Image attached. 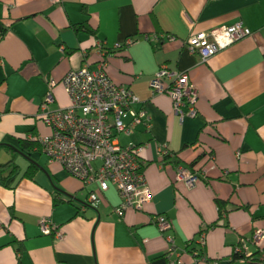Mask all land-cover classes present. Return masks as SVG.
<instances>
[{
	"label": "crops",
	"instance_id": "crops-1",
	"mask_svg": "<svg viewBox=\"0 0 264 264\" xmlns=\"http://www.w3.org/2000/svg\"><path fill=\"white\" fill-rule=\"evenodd\" d=\"M236 23L252 34L207 62L187 50L193 34ZM115 45L119 51L106 54ZM100 53L111 79L140 98L135 107L150 120L133 143L145 146L152 200L119 215L111 188L81 210L90 190L79 180L42 153L18 154L22 173L32 162L39 170L33 180L0 185V264H211L186 244L218 220L216 199L249 209L210 227L206 258L230 264L240 242L247 255L262 251L264 0H0V164L21 139L51 134L40 114L46 94H54L52 109L70 106L63 78L86 64L96 69ZM166 71L190 75L200 93L196 117L181 120L168 94L153 93L158 74L171 85ZM163 146L173 154L167 162ZM179 165L201 175L197 186L176 182ZM43 217L53 222L49 235L40 231ZM156 218L173 228L163 232Z\"/></svg>",
	"mask_w": 264,
	"mask_h": 264
},
{
	"label": "built area",
	"instance_id": "built-area-1",
	"mask_svg": "<svg viewBox=\"0 0 264 264\" xmlns=\"http://www.w3.org/2000/svg\"><path fill=\"white\" fill-rule=\"evenodd\" d=\"M251 34L252 31L242 23L204 30L190 36L187 50L205 63ZM154 38L160 40L162 36L155 35ZM97 45L102 48L101 42ZM119 47L115 45L113 49ZM100 58L96 69L86 64L71 70L63 78L61 84L69 96L70 106L52 109L56 99L49 90L40 114L51 134L38 140L42 154L50 163L61 164L90 190L89 203L99 201V193L105 194L115 188L120 198L116 212L123 215L128 209L142 210L152 200V193L144 171L146 161L142 154L145 146L133 142L124 146L121 138L135 136L141 127L150 129L151 125L146 111L135 107L141 103L140 98L130 88L116 84L107 71V55L100 53ZM166 73L171 85L165 87L158 74L151 81L153 93L168 94L181 120L196 117V102L200 93L192 85L190 75L184 72ZM160 153L163 157L168 154L166 146L160 148ZM175 180L192 188L200 182L201 175L179 165ZM155 220L163 232L173 228L165 218ZM39 228L43 235H49L53 223L43 217L39 220ZM260 235L261 232L256 234L255 241ZM166 239L173 244V237Z\"/></svg>",
	"mask_w": 264,
	"mask_h": 264
},
{
	"label": "trees",
	"instance_id": "trees-1",
	"mask_svg": "<svg viewBox=\"0 0 264 264\" xmlns=\"http://www.w3.org/2000/svg\"><path fill=\"white\" fill-rule=\"evenodd\" d=\"M3 37V34L1 35ZM161 40V39H160ZM118 49H111L110 51L108 50L106 54L110 53V55L118 52ZM112 53V54H111ZM143 128V127H141ZM139 133V131H138ZM137 133V134H138ZM136 134V135H137ZM21 153L24 155L31 156L33 153H42V147L38 139H21L20 140V148L18 149ZM17 152V151H16ZM13 153L12 157L9 159L8 162L4 164H0V185L6 188H12L16 186L19 181L23 178L33 180L35 176L38 173L39 167L35 163L32 162V164L29 165L28 169H26L23 173L20 169V166L17 164L16 159L18 158V153ZM173 154L168 153L165 155L164 160L167 162V160L172 159ZM193 167V166H190ZM58 192V191H57ZM55 194V193H54ZM60 194V193H58ZM66 202L72 203L71 200H63L60 199L56 203L64 204ZM216 206L218 208V220L214 223L213 226H217L220 222L221 224H226L224 221V218L232 211V210H237V209H249V207H235L230 204L229 201H223L220 199H216ZM89 203V202H88ZM92 204V203H89ZM84 207L86 206L85 204H80L79 208L85 209ZM48 218V217H46ZM41 219V218H40ZM51 220V218H49ZM52 222V221H51ZM53 223V222H52ZM227 225V224H226ZM210 226V227H213ZM210 227H207L205 229H202L199 234L197 235V238L194 240H190L187 242V251H190V253L197 255L198 258L200 259H206L210 261L209 263L214 264L218 263L221 264L220 260H210L208 257L206 258V253H205V240L203 239V236H205L206 232L210 229ZM52 233V232H51ZM253 242V237L250 240ZM244 243V241L242 240ZM241 242L236 246L234 253L231 256V262L230 264L242 260L243 264H264V248L262 251H258L252 255H247L245 250V246H241Z\"/></svg>",
	"mask_w": 264,
	"mask_h": 264
},
{
	"label": "rangeland",
	"instance_id": "rangeland-1",
	"mask_svg": "<svg viewBox=\"0 0 264 264\" xmlns=\"http://www.w3.org/2000/svg\"><path fill=\"white\" fill-rule=\"evenodd\" d=\"M136 137H137V135L136 136H132V137H122L121 138V143H122V145L126 146L128 143L133 142V140H134L133 138H136ZM38 160L41 163L45 164V160L44 159L38 158ZM87 195H88L87 194V191H85L84 195L81 196V199L80 200L83 203H88L89 202V198H87L88 197Z\"/></svg>",
	"mask_w": 264,
	"mask_h": 264
},
{
	"label": "water",
	"instance_id": "water-1",
	"mask_svg": "<svg viewBox=\"0 0 264 264\" xmlns=\"http://www.w3.org/2000/svg\"><path fill=\"white\" fill-rule=\"evenodd\" d=\"M16 151H17L18 154H21V155H23L24 157H27L26 155H24L23 153H21L19 150H16ZM27 158H29V157H27Z\"/></svg>",
	"mask_w": 264,
	"mask_h": 264
}]
</instances>
